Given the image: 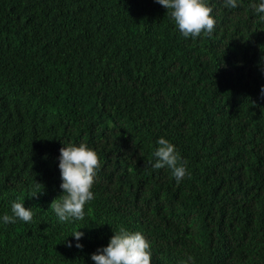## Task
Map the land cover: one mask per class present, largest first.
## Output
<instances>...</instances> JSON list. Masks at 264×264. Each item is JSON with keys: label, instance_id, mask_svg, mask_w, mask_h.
I'll use <instances>...</instances> for the list:
<instances>
[{"label": "trees", "instance_id": "trees-1", "mask_svg": "<svg viewBox=\"0 0 264 264\" xmlns=\"http://www.w3.org/2000/svg\"><path fill=\"white\" fill-rule=\"evenodd\" d=\"M206 2L214 32L193 39L155 0H0V264H95L121 227L151 264H264V13ZM160 137L179 182L151 166ZM70 143L101 167L84 219L61 222ZM14 201L30 223L3 222Z\"/></svg>", "mask_w": 264, "mask_h": 264}, {"label": "clouds", "instance_id": "clouds-1", "mask_svg": "<svg viewBox=\"0 0 264 264\" xmlns=\"http://www.w3.org/2000/svg\"><path fill=\"white\" fill-rule=\"evenodd\" d=\"M169 10V15L184 38L193 39L204 34L211 36L214 32L216 21L212 16L213 9L206 0H155ZM229 8L238 6L237 0H224ZM257 13H264V0L252 5ZM264 20V16L260 17ZM261 96L264 97V86H261ZM158 147L154 152V169L169 168L173 177L179 182L186 175V161L181 162L175 146L167 139L160 137L156 141ZM59 170L62 183V194L54 199L50 207L57 215L59 221L83 220L85 217L84 206L94 199L91 191L95 183L97 170L101 167L98 154L85 143L79 145L68 144L60 148ZM38 185H41L37 182ZM43 187V185H42ZM41 191H38L39 193ZM36 193V194H37ZM35 194V195H36ZM34 195V196H35ZM12 215H4L5 224L15 223L18 218L25 223L33 219L31 208L24 207L23 202L14 201L11 204ZM83 233L76 231L72 236L79 241ZM65 241V240H64ZM67 247L72 244L66 242ZM77 248L82 245L77 243ZM150 242L139 231L130 232L121 227L110 238L106 247L100 248L91 255L95 264H151ZM193 260L191 256L187 258Z\"/></svg>", "mask_w": 264, "mask_h": 264}]
</instances>
